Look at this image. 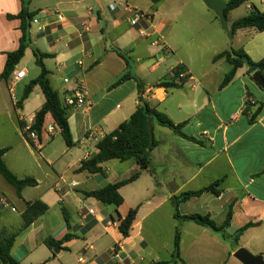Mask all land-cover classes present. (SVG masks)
I'll return each mask as SVG.
<instances>
[{
	"label": "crops",
	"instance_id": "crops-1",
	"mask_svg": "<svg viewBox=\"0 0 264 264\" xmlns=\"http://www.w3.org/2000/svg\"><path fill=\"white\" fill-rule=\"evenodd\" d=\"M162 1L0 0V76L8 53L20 47L23 31L18 15L25 9L35 14L33 19L47 25L41 32L31 21V45L25 55L34 48L50 55L44 59V64L62 106L78 92L85 98L84 104L69 108L74 147L66 146L50 114L45 118L41 141L32 142L25 137L23 128L45 102L39 86L22 102L26 86L40 74L34 55L29 70L23 67V59L16 66L14 73L26 72L17 84L0 79V148H9L4 160L18 178H32L37 182L25 188L21 198L13 192L14 199L5 195L0 177V218L6 210H12L7 213L10 219L4 229L17 232L22 228V213L28 203L40 201L48 206L47 212L16 239L12 254L20 264L171 261L179 224L174 217L173 198L218 180L221 181L217 187L221 191L219 195L206 192L181 203L180 215H209L220 226L231 211L232 219L227 228L230 236L249 223L256 226L234 243L225 240L220 233L192 221H183L177 264H242L234 258L240 248L264 257V107L253 123L243 113L246 101L264 103V90L248 75L247 67H243L234 81L220 91V84L231 66L225 59L213 62L216 55L230 48L243 49L254 62L263 61L264 31L240 29L230 38L216 15L206 14L204 23L210 24L213 31V37L206 39L210 45L209 63L195 68L190 61L178 56L175 66L162 70L167 53L176 55L166 41V32L177 20L176 16L175 20L162 17L159 10ZM254 9L264 13V0H248L229 11L226 15L229 28ZM135 11L144 13L146 19L133 25L131 18ZM55 12L62 13L64 20H57ZM116 50L129 58V67ZM180 65L185 69V81L174 77V69ZM127 72L140 79L144 95L150 96L152 106L166 113L176 125L184 124L183 132L204 145L187 141L153 120L152 131L159 144L150 154V169L140 168L133 160L119 162L121 164L112 160L102 165L101 173L80 171L81 164L97 153V143L127 121L137 108L135 80L110 89ZM173 80L183 85L171 89L157 87L161 81ZM34 103L37 109L27 114V106ZM255 109L256 105L249 115ZM48 127L53 129L52 133H48ZM15 139L35 149V152L28 150L30 159L18 155L8 161L13 147L7 142ZM136 174L139 176L135 181L119 190L124 200L117 208L120 217L125 218L131 210H137L130 237L125 239L119 230L121 221L115 209L84 196L83 192L127 180ZM102 180H107L105 185H100ZM26 195L29 196L25 198ZM167 204L171 207L166 214L171 220L167 236L171 239L164 245L157 239L161 234L160 221L148 220ZM68 234L74 237L63 241ZM150 236L152 240L148 239ZM48 239L61 242L56 245L59 253L54 252L55 247H47L45 240ZM114 252L119 254L120 261L113 258ZM162 253L169 259L162 257Z\"/></svg>",
	"mask_w": 264,
	"mask_h": 264
},
{
	"label": "trees",
	"instance_id": "trees-1",
	"mask_svg": "<svg viewBox=\"0 0 264 264\" xmlns=\"http://www.w3.org/2000/svg\"><path fill=\"white\" fill-rule=\"evenodd\" d=\"M154 3H159L161 0H152ZM248 0H229L227 3V8L225 10L226 15L229 11L238 8ZM35 14L29 13L27 10H23L18 18L21 19V29L23 31V37L21 39V44L18 50L10 52L7 55V61L5 69L0 76V79L5 81H10L16 66L21 62L25 56L27 48L31 45V40L29 36V29L31 27V21L33 20ZM255 28L259 32L264 31V13L259 12L254 9L249 15L234 21L230 29L233 34L240 29ZM119 56H121L127 63L129 67V58L122 54L119 50H116ZM33 55L36 60V65L40 68L39 76L30 82L26 86L22 98V102L26 100L32 93L36 86H39L45 98L43 106L35 113L32 123V131L38 135L39 141H41L45 118L50 114L55 123L57 124L60 134L68 148L74 147L75 143L72 138L70 125H69V108H64L60 102L58 93L53 89L50 79L49 71L47 70L44 59L50 57L49 54L41 53L37 49H33ZM220 59H225L231 66L230 71L225 75L222 83L220 84V91L230 85L237 72L243 67H247L248 75L253 74L256 71H260L264 77V60L260 62H254L249 55L243 50H235L230 48L213 58V62H217ZM185 72L183 66H177L174 69V77L179 78L180 74ZM135 80L137 83L138 91V105L135 112L131 117L119 125V127L112 131L111 133L105 135L97 143V153L93 155L88 160L81 164L80 171H87L91 174H97L102 172V165L106 162L112 160H118L120 162H125L133 160L142 169H150L151 167V152L158 146V141L155 139L152 131V121L155 120L159 125L169 128L176 135L182 137L183 139L190 141L198 145H204L200 140L194 137L188 136L183 132L184 124L176 125L169 116L159 111L156 107L151 105V102L145 98L143 84L133 73L127 72L121 76L111 87L114 89L123 83ZM185 81V79H182ZM183 84H178L173 81H161L157 87L158 88H178ZM256 105L255 111L252 115L249 112L252 107ZM264 107L263 104H254L246 101L245 108L243 110L244 115L249 117V122L253 123L257 115L262 111ZM25 137L27 138L26 134ZM28 139V138H27ZM28 141H30L28 139ZM9 151V148H0V175L10 184L16 191V195L21 198L22 192L27 187H33L37 182L32 178H18L7 166L4 156ZM138 174L132 176L131 178L115 183L108 184L102 188L93 191H84L83 195L86 197H92L97 201L107 205L112 206L115 209L116 216L121 221L119 230L123 234L125 239L130 237V231L132 225L136 219L137 210H131L125 218H121L117 212V208L124 202L122 196L119 193L121 187L128 185L138 178ZM221 181H215L211 185L204 187L197 191H189L182 193L179 196L173 198L174 202V217L179 222L174 236V249L172 260L167 262H158L154 264H177L180 260V242L182 235L181 223L183 221H192L202 227L208 228L214 232L220 233L225 240H232L237 243L241 236L249 228L256 226L254 223H249L239 229L234 235L230 236L227 234V228L230 225L232 219L231 211L228 212L224 223L218 226L215 221L209 215L193 214L188 216H181L179 213V205L183 202L190 200L193 197H200L206 192H211L216 195L221 193L217 187L220 185ZM48 210V206L41 203L40 201H35L27 204V208L22 213L23 226L17 232H11L7 229L0 230V264H20L12 254L13 247L15 245L17 237L24 232L37 218L45 214ZM1 215V211H0ZM65 220L67 221V216L64 212ZM74 236L68 234L65 236L63 241L70 240ZM45 244L50 249H53L56 245H60L61 242H56L54 240H45Z\"/></svg>",
	"mask_w": 264,
	"mask_h": 264
},
{
	"label": "rangeland",
	"instance_id": "rangeland-1",
	"mask_svg": "<svg viewBox=\"0 0 264 264\" xmlns=\"http://www.w3.org/2000/svg\"><path fill=\"white\" fill-rule=\"evenodd\" d=\"M201 4L203 3H201L200 0H163L159 5V10L162 14V17L171 18L172 20L173 19L175 20L174 16H176L177 19L175 20V24H173L172 27L166 32V41L171 45L176 55H174V53L172 52L167 53V59L165 61V64L163 65L162 70H167L170 66H175L178 63V56L182 57L183 59H186L187 61H190V63H192V65H194L193 67L195 68H197L198 65L200 64L204 66L209 63L210 58L208 61V57L210 54V45L206 43V39L213 37V31L210 27V24L207 25L204 22H205L206 14H210V16H215V13L207 9L205 5H201ZM198 6H203V7H201L202 9H197L196 7ZM179 10H181L184 13L179 15L177 13ZM171 11L173 12V14L172 13L170 14ZM197 12L198 14L196 15L195 13ZM38 17L41 19L42 15H39ZM32 52H28L23 58V67L28 70L29 67H31L33 64ZM36 109L37 108L35 103L27 106V114L31 115L32 113L35 112ZM7 143H10V145L13 147V150L11 151V153L7 158L8 161L10 160V158H12L11 160H14L15 157L18 155L30 159L28 150L30 149L35 152V149L31 145H28L29 147H26L24 141H22L21 139H15L12 142H7ZM119 162L120 161H116L115 164H121ZM127 164H131V163H127ZM123 166H129V165H123ZM0 177L2 178L1 188L4 190L5 195H7V197L10 198L12 197L15 199L13 193L15 192V189L8 183H5L6 181L3 179L1 175ZM106 181L107 180L100 181V185H105ZM156 191L158 192L159 189H156ZM29 192H31V194L35 193V191H29ZM28 196L29 195H26L25 198H27ZM110 207L113 208L112 206ZM170 210L171 207L169 204H167L160 211H158L156 216H152L148 220V222H151L153 220L160 221L161 234L160 237L157 239L164 245L170 242L171 239L170 237L167 236L169 226L171 224L170 223L171 220L169 216H166V214H168ZM11 212H12L11 208L6 210L3 214V217L0 218V230L7 227L6 225L9 223V219H10V217L7 216V213H11ZM148 239L152 240L151 236L150 238L148 237ZM162 257H166L167 259H169L168 258L169 256L165 253H162Z\"/></svg>",
	"mask_w": 264,
	"mask_h": 264
},
{
	"label": "built area",
	"instance_id": "built-area-1",
	"mask_svg": "<svg viewBox=\"0 0 264 264\" xmlns=\"http://www.w3.org/2000/svg\"><path fill=\"white\" fill-rule=\"evenodd\" d=\"M54 15L57 17V20H59V21H63L64 20V16H63L62 13L55 12ZM145 19H146V15L144 13L139 12V11H135L134 14H133V17L131 18V24L135 25V24H137V23H139V22H141V21H143ZM32 23L38 25V30L41 31V32L45 31L46 26H47V25H45L43 23L41 24V22L38 19H33ZM140 34L144 35L143 32H141ZM25 76H26V72L25 71H20V72L13 73V75L10 78V84L11 85L17 84V82H19ZM185 77H186L185 74L182 73L179 76V80L181 81ZM145 98L148 101H150V96H145ZM84 103H85L84 95L82 93L78 92L75 95V98L66 99L65 103L63 104V107L64 108H73V107L82 105ZM32 123H33V120H30L28 122V124H26L24 126L23 132H24V134H26L27 138L30 141L37 142L38 141V135L34 131H32ZM47 131H48V133H52L53 129L51 127H48ZM113 258L118 260V261H120V256H119V254L117 252H114Z\"/></svg>",
	"mask_w": 264,
	"mask_h": 264
},
{
	"label": "water",
	"instance_id": "water-1",
	"mask_svg": "<svg viewBox=\"0 0 264 264\" xmlns=\"http://www.w3.org/2000/svg\"><path fill=\"white\" fill-rule=\"evenodd\" d=\"M205 6L212 10L218 18L220 25L224 31H226L231 38L233 31L229 28L227 16L225 10L227 8V2L224 0H203ZM252 80L264 90V77L260 71H256L252 74ZM55 253H59L58 246L54 248ZM234 258L240 261L242 264H264V257L262 255H254L245 248H240L234 253Z\"/></svg>",
	"mask_w": 264,
	"mask_h": 264
}]
</instances>
